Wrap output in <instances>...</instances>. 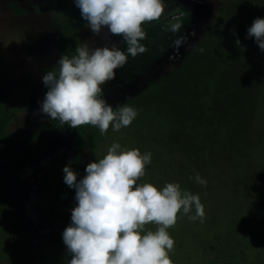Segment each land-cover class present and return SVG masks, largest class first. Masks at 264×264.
I'll list each match as a JSON object with an SVG mask.
<instances>
[{
	"label": "rangeland",
	"instance_id": "obj_1",
	"mask_svg": "<svg viewBox=\"0 0 264 264\" xmlns=\"http://www.w3.org/2000/svg\"><path fill=\"white\" fill-rule=\"evenodd\" d=\"M162 3L160 18L143 25L145 51L103 85L114 110L136 109L131 125H110L81 149L73 129L63 131L23 172L0 176V264H68L62 233L77 201L63 169L79 181L113 143L151 153L138 183L175 182L200 197L203 220L181 210L167 230L173 264H264V51L247 34L264 0ZM76 9L74 0H0V84L24 136L46 117L43 70L60 59L54 37ZM120 40L106 27L82 33L89 49L124 50Z\"/></svg>",
	"mask_w": 264,
	"mask_h": 264
},
{
	"label": "clouds",
	"instance_id": "obj_2",
	"mask_svg": "<svg viewBox=\"0 0 264 264\" xmlns=\"http://www.w3.org/2000/svg\"><path fill=\"white\" fill-rule=\"evenodd\" d=\"M87 27L99 35L107 28L121 37L118 45L76 48L78 53L58 60V74L46 72L42 81L47 87L40 102L42 114L73 128L97 127L103 135L110 125L113 131L128 127L137 116L135 108L123 105L116 110L104 99L103 85L113 80L128 56L145 51V23L158 20L162 0H74ZM264 51V18H256L247 30ZM239 43V41H237ZM151 163V153L122 149L113 143L102 158L86 166V175L77 174L65 165L64 182L75 189L76 206L71 223L62 233L71 259L68 264H173L169 253L174 239L167 231L174 227L178 214L195 210L194 220L204 218V206L197 194L181 191L180 185L168 182L162 189L152 183H138ZM200 185L206 181L194 177ZM153 224L155 230L147 225Z\"/></svg>",
	"mask_w": 264,
	"mask_h": 264
},
{
	"label": "trees",
	"instance_id": "obj_3",
	"mask_svg": "<svg viewBox=\"0 0 264 264\" xmlns=\"http://www.w3.org/2000/svg\"><path fill=\"white\" fill-rule=\"evenodd\" d=\"M85 26L87 21L83 19L78 8L54 37V42L61 54L60 58L62 55L71 58L78 54L76 48L83 46L82 33ZM49 71L58 74L57 62L44 68L43 75ZM4 101L5 89L0 84V155L5 158L0 159V176L23 172L35 157L52 144L58 133L73 129L72 144L81 149L93 145L100 132L97 127L91 125H83L77 129L46 116L28 136H24L22 130L11 127L10 123L12 118H15V113L5 108Z\"/></svg>",
	"mask_w": 264,
	"mask_h": 264
},
{
	"label": "water",
	"instance_id": "obj_4",
	"mask_svg": "<svg viewBox=\"0 0 264 264\" xmlns=\"http://www.w3.org/2000/svg\"><path fill=\"white\" fill-rule=\"evenodd\" d=\"M0 159H1V160H4L5 158H4L3 156L0 155Z\"/></svg>",
	"mask_w": 264,
	"mask_h": 264
}]
</instances>
